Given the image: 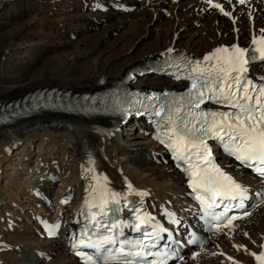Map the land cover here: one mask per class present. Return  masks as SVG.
I'll list each match as a JSON object with an SVG mask.
<instances>
[{"label": "bare ground", "instance_id": "1", "mask_svg": "<svg viewBox=\"0 0 264 264\" xmlns=\"http://www.w3.org/2000/svg\"><path fill=\"white\" fill-rule=\"evenodd\" d=\"M263 1L246 0L241 5L239 0H213L230 12L225 16L206 0H0V100L39 88L81 91L111 83L166 49L201 57L218 47H248L264 29ZM121 6H132L134 11L125 12ZM55 7L58 14L52 15ZM115 30L122 31L114 37ZM255 71L264 74V67L258 65ZM136 85L153 87L157 82L152 76L137 79ZM128 132L131 143L123 142L121 129L109 121L69 116L0 128V166L12 156L21 163L19 171L14 167L10 174L9 188L0 185V264H79L59 239H35L34 223L38 216L75 222L74 215L89 197L87 144L102 173L118 187L149 192V205L157 214L170 210L191 220L183 175L171 166L161 146H148L146 137L151 141V134L146 130ZM221 162L246 186L261 188L237 165L224 158ZM41 164L44 168L37 173ZM43 193L54 204L53 210L38 198ZM68 193L74 194L71 203H62ZM22 194L31 199L20 202ZM11 208H17L19 215L14 218L17 231L2 225ZM254 217L242 220L226 238H210L207 251H200L196 260L188 253L185 264H257L249 253L264 251V205Z\"/></svg>", "mask_w": 264, "mask_h": 264}, {"label": "snow or ice", "instance_id": "2", "mask_svg": "<svg viewBox=\"0 0 264 264\" xmlns=\"http://www.w3.org/2000/svg\"><path fill=\"white\" fill-rule=\"evenodd\" d=\"M206 2L219 9L223 15L230 16V12L225 11L220 3H213V0ZM231 2L232 0H228V3ZM245 2L246 0H239L241 5ZM261 33L260 36L253 37L251 52L239 45L218 47L206 55L203 61L190 62L186 69V78L190 80L191 85L186 97L180 98L183 103L177 101L174 107L167 106L166 111L162 108L153 113L161 117V113L164 112L161 122L158 123L161 134L157 139L173 152L178 166L186 173L188 187L201 206L200 218L205 221L206 230L215 228L218 233L223 228L231 229L234 221L252 213L247 210L245 204L249 198V189L215 163L207 141L215 139L228 156L264 179V83H255L247 76L251 62L259 60L264 63V29ZM176 78L180 79L181 76L177 75ZM206 101L231 110L199 113L194 111ZM85 171L94 172V169ZM92 179L96 180V183L90 185V198L84 201L89 210V223L93 229L107 228L111 231L121 228L120 223L102 222V218L108 216L109 211L113 213L118 211L115 207L110 208V205H119L121 198L108 189L106 177L93 176ZM128 187L131 190L130 184ZM257 195L262 199L254 202L252 208L264 204V193ZM67 202V198L62 201ZM93 209L96 211H92ZM216 209L221 211L217 212ZM234 209L244 210L243 214L229 215ZM153 221L154 218L151 216L138 214L136 222L132 225L137 231L141 230L142 226L151 227L152 231L143 232L144 237L152 239L151 245L145 243L143 239L119 240L118 236L122 235V232L101 235L93 239L85 230L84 238L73 245V248H88L91 252L76 250L75 255L80 257L84 264H165V260L159 258L160 254H154L151 248L157 246L155 240L166 230ZM171 222L179 223L174 218ZM45 228L49 237L54 238L60 225L46 224ZM190 236V243L202 246L199 237L194 233ZM109 245L112 247H106ZM249 254L258 264H264V251ZM154 255L156 258L148 259Z\"/></svg>", "mask_w": 264, "mask_h": 264}, {"label": "rangeland", "instance_id": "3", "mask_svg": "<svg viewBox=\"0 0 264 264\" xmlns=\"http://www.w3.org/2000/svg\"><path fill=\"white\" fill-rule=\"evenodd\" d=\"M13 3V2H12ZM13 8H14V6H12ZM12 8V9H13ZM11 9V10H12ZM58 10H59V8L58 7H55V8H53V11L54 12H52L51 14L52 15H57L58 13ZM4 16L5 15H1V17H3L4 18ZM14 26V25H13ZM122 31V30H121ZM120 30H115L114 32H112V34H113V36L114 37H116L120 32H121ZM179 31V30H178ZM184 32V31H183ZM181 34V33H180ZM72 40H75V36H73L72 38H71ZM20 43H22V42H20ZM175 50H177V51H180L179 49H175ZM155 80H156V82H157V85H161V84H169L168 82H166V81H162V80H159V79H156L155 78ZM124 128V127H123ZM122 131V141L124 142L125 141V143L126 142H129V143H131V141H134V140H132L131 139V135H130V132H128L129 131V128L128 129H122L121 130ZM125 133H128V135H125ZM124 134V135H123ZM147 139V142H149L148 143V146L151 148V147H153L154 145H156L155 144V142H153V141H150V139L148 138V137H146ZM151 143V144H150ZM34 152H37V150H35ZM45 153V152H44ZM44 156H45V154H44ZM38 158V156L36 157V159ZM17 159H19V158H17ZM16 164H18V165H20L21 163H19V161H16V158L14 157V156H12L11 157V159L9 160V162H5V164H1V166H0V170L2 171V180L0 181V185H2V187H8L9 188V186H7V182H8V180H9V178H10V174L12 173V171H13V168L14 167H16ZM5 165V166H4ZM4 177V178H3ZM58 185H59V183H58ZM55 190H57V185H56V188H55ZM25 196V197H24ZM23 196V194H22V199L21 198H19L20 199V202H23L24 200H26V201H28V200H30L31 198H29V195L27 196V195H24ZM19 197H21V196H19ZM18 199V200H19ZM52 202V201H51ZM25 204H28V205H30L31 204V202H27V203H25ZM14 209H17V208H11V209H9V211H8V214H9V216L8 217H6L5 218V220H6V222H3L2 221V225H5V226H7V227H5V228H7V230L8 231H10V230H12V231H17L18 230V225H16L17 224V222L15 221L16 219H14L15 218V216H19V215H17V214H15V212L16 211H14ZM50 209V208H49ZM261 209L262 208H260L259 209V211H261ZM51 210V209H50ZM53 210V209H52ZM254 217V216H253ZM252 217V218H253ZM255 218V217H254ZM253 218V219H254ZM252 219V220H253ZM8 220H11V223H10V225L8 226ZM14 220V224H13V221ZM1 222V221H0ZM27 223V227L26 228H31L32 227V225H30V224H28V222H26ZM30 236H32V233H30ZM37 237H35V239H36Z\"/></svg>", "mask_w": 264, "mask_h": 264}]
</instances>
